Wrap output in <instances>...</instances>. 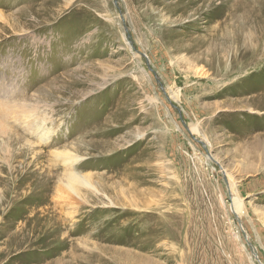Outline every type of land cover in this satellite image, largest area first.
Segmentation results:
<instances>
[{"label": "rangeland", "instance_id": "1", "mask_svg": "<svg viewBox=\"0 0 264 264\" xmlns=\"http://www.w3.org/2000/svg\"><path fill=\"white\" fill-rule=\"evenodd\" d=\"M193 1L0 0V264H264V0Z\"/></svg>", "mask_w": 264, "mask_h": 264}, {"label": "bare ground", "instance_id": "2", "mask_svg": "<svg viewBox=\"0 0 264 264\" xmlns=\"http://www.w3.org/2000/svg\"><path fill=\"white\" fill-rule=\"evenodd\" d=\"M231 1V0H230ZM200 2H202V0H194L192 3H191V5H196L197 3H200ZM229 4V3H228ZM205 4H203V6H204ZM199 6V5H198ZM188 9H189V11L192 9L191 7H190V5L188 4ZM200 10V9H199ZM198 10V12H200ZM204 10V9H203ZM72 158L73 159H76V160H79V158H77V157H75V156H72ZM76 180H79L78 178H76ZM235 204H237V206H239L240 204H241V201H239V199H236V203ZM241 211L242 210H236V213H237V217L240 219L241 218ZM253 252H254V249H253Z\"/></svg>", "mask_w": 264, "mask_h": 264}]
</instances>
